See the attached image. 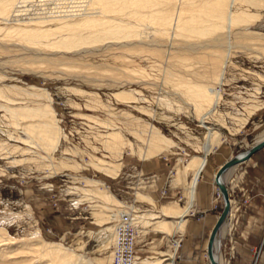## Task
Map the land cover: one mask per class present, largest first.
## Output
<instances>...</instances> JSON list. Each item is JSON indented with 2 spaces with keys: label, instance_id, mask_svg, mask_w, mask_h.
<instances>
[{
  "label": "rangeland",
  "instance_id": "rangeland-1",
  "mask_svg": "<svg viewBox=\"0 0 264 264\" xmlns=\"http://www.w3.org/2000/svg\"><path fill=\"white\" fill-rule=\"evenodd\" d=\"M255 22L257 24L254 27L263 32L261 34L264 36V15ZM119 44L120 42H116L117 46ZM34 45L0 34V73L5 75L0 83H33L46 88L68 140L60 142L53 152L54 156L49 158L48 165L42 156L46 154L45 151L26 145L0 130V143L7 141L9 144L20 145L9 154H0V226H4L15 238H28L38 233L46 240L60 241L77 252L87 254L91 264H113L111 250L116 237L110 227L113 229L119 218L98 221L93 216L94 211L104 209L109 203L108 205L118 207L119 210H130L131 207L135 216L144 211L157 212L164 218L173 219L175 224L167 231L154 221L156 218L147 219V222L140 218L133 221L137 229L135 260H153L168 253L172 254V264H179L182 258L180 248L183 246L186 230V219L183 215L189 212L184 209L181 216L163 215L162 206L167 202H174L179 206L190 202L193 190L198 184L200 170L192 182V169L183 172L180 168L193 154L204 155L205 166L215 156L230 158L247 150L264 134V78L250 71L253 69L264 73V50H239L230 47L204 52H182L187 55L185 60H181L185 64L203 66L208 72H218L223 66V69L237 75L232 80L218 83L223 93L221 109L230 110L233 106L243 110V104L257 105L244 125L234 131L227 125L223 126L214 121L207 114L201 116L194 103L202 104V100L195 97L192 100L190 94L175 89L172 82L178 80L156 79L155 83L164 88L162 94L166 95L163 99L152 97L156 93L150 87L152 83L149 80H130L127 76V69L133 66L119 56H130L125 49H103L82 44L78 48L58 52L52 48H43L39 44ZM254 53L258 55L256 58L251 56ZM138 55L131 57L139 59ZM147 55L163 59L155 53ZM53 58L58 60L52 61ZM142 58L139 60L144 63L145 59ZM172 59L175 61L171 60L173 62L169 63V67L183 70L178 59ZM195 78L205 82L209 80L207 75ZM66 86H77L95 92L99 99L109 103L114 110L126 109L146 119L168 138L167 142L150 144L139 140L130 130L133 127L126 124L125 115L108 114L107 106L95 103V106L88 107L85 105L88 102L86 96L64 89ZM123 87L141 89L146 98L143 100L137 97L134 101L153 107L155 117L136 108L133 103L117 100L112 95L115 89ZM164 98H168V103ZM3 101L0 98V103ZM3 113L0 107V116ZM86 114L94 115L100 120L116 118L121 133L132 144L131 153L130 150L123 152L121 168L114 176L97 169L90 162L89 154L105 159L111 157L108 156L109 150L94 139L95 134L106 128L86 117ZM227 119L230 123V118ZM21 121L23 123L25 119ZM213 128L221 131V142L206 152L201 149L203 138L206 131ZM157 143L166 146V149L156 147ZM91 145H97L98 148L94 149ZM139 145L148 147L153 152L144 156ZM259 150H262V154L258 160H254V166L249 170L246 165L252 164L253 160L238 163L224 173V177L227 174L226 183L230 187V196L238 208L231 211L217 236V253L222 264H264V202L260 201L263 211L256 223L249 219V214H254L255 211L247 205L250 199L248 190L258 188V181L264 188V149ZM64 155L78 162L79 166L75 168L62 164L61 157ZM93 180H98V187L102 192L106 191L115 197L116 204H110L91 190ZM237 193L240 198L235 196ZM216 195L220 201V213L223 203L217 190ZM183 219L184 231L180 229ZM254 224L257 225V230H252ZM243 247L247 248L244 250ZM205 255L206 252H203L202 257L208 263ZM166 261L168 260H161L158 264Z\"/></svg>",
  "mask_w": 264,
  "mask_h": 264
},
{
  "label": "bare ground",
  "instance_id": "bare-ground-1",
  "mask_svg": "<svg viewBox=\"0 0 264 264\" xmlns=\"http://www.w3.org/2000/svg\"><path fill=\"white\" fill-rule=\"evenodd\" d=\"M263 15L264 0H0V34L4 37L13 38V40L16 38L33 43V45L39 44L43 48H52L58 52L75 49L82 44L85 46L95 45L103 49H125L130 56L122 54L119 56L124 57L133 66L127 69V76L130 80H149L152 83L150 87L156 93L152 97L163 99L162 97L166 95L162 94L164 88L159 83H155L156 79L178 80V82H172L175 89L190 94L192 100L194 97L202 100V104L199 103L200 106L194 103L201 116L207 114L221 125H227L231 130L237 131L257 107L254 103L243 104V110H238L233 106L230 110L228 108L227 110L224 109L225 111L221 109L220 103L223 93H221L218 83L232 80L237 75L223 69V66L218 72H208L203 66H192L190 63L185 64L181 60L186 59L187 55L184 53L187 51L204 52L221 48L230 49V47L239 50H264V36L261 34L263 32L254 27L257 24L255 20L261 19ZM116 42H120L119 46L116 45ZM143 51H147V53H143ZM148 53L161 55L163 59L147 55ZM132 55L143 57L145 62L141 63L140 57L133 59ZM251 56L256 58L258 55L254 53ZM172 58L178 59L177 61L181 63L180 67L183 70L169 67V63L175 61ZM56 60L58 58L52 59V61ZM250 71L264 78V73L253 69ZM200 75L209 76V80L205 82L195 78ZM4 77L5 75L0 73V80ZM124 83L126 84V81ZM64 89L86 96L89 103L87 102L85 105L88 107H92L95 103L107 106L108 114L125 115L127 117L126 124L133 127L130 130L139 140L150 144H156L158 141L167 142L168 138L160 133L153 123L132 114L126 109L114 110V107L111 108L109 103L99 99L95 92L77 86H66ZM112 95L117 100L133 103L136 108H140L155 117L153 107L135 103L134 100L137 97L143 100L146 98V94L144 95L141 89L134 87L117 88L112 92ZM0 98L4 100L0 103V107L4 111L0 116V130L26 145L45 151L46 154L42 155L43 159H46L45 163L50 165L49 158L54 156V150L61 141L68 140L51 105L50 93L46 88L33 83L8 84L1 82ZM164 100L168 103V98H164ZM85 116L101 123L106 128L103 132L95 134L94 139L109 150L108 156L111 157V159H105L95 154H89L90 162L104 173L116 175L122 165L123 152L125 150L132 152L131 142L126 140L121 133L120 126L117 125L118 121H115L116 118L114 120L113 118L100 120L91 114ZM227 117L230 118V123ZM24 119L25 122L22 123L21 120ZM221 135L222 133L218 128L206 131L201 149L206 152L214 149L221 142ZM263 139L264 134L256 141L260 142ZM168 144L169 142L167 146ZM19 146L16 143L9 144L7 141L0 143V154H9ZM91 146L94 149L98 148L97 145ZM156 147L166 149V146L159 143ZM140 148L141 154L144 156L153 152L148 147L140 146ZM247 150L235 155L241 156ZM205 159L202 154H193L182 163L180 169L183 172L192 169L194 174L192 182H194ZM61 162L75 168L79 166L78 162L66 155L61 157ZM238 163L228 166L222 172L220 181L225 186L224 173ZM83 179L87 180L85 177ZM93 182L91 190L96 194L110 204L117 201L112 194L106 191L102 192L99 189L98 180H93ZM214 183L224 204L223 195L215 181V174ZM229 203L228 213L216 233L214 242L213 255L219 264L222 263L217 253L219 244L217 235L222 226L225 225L228 215H231L230 197ZM108 204L104 206V209L94 211L93 216L98 221H111L119 218L118 224L113 229L110 227L116 237L111 250L113 264H158L161 260H168L163 264H172L170 259L172 254L168 253H163L161 256L164 255V257L160 256L153 260L148 258L135 260L137 229L133 225V221L135 222L137 218H140L147 222L156 218L154 221L169 231L175 224L173 219L164 218L159 213L151 211H144L135 216L134 209L132 210L131 207L130 210L124 208V210H119L118 207ZM184 208L174 202H167L162 206V214L181 216ZM184 222L183 219L180 223L181 230H183ZM126 226L129 227L132 238L126 246V249L131 252L130 256L127 253L124 254L125 250L122 249L126 239L124 233ZM206 258L211 264L207 249ZM0 264H91V261L87 254L77 252L60 241L46 240L38 233L28 238H15L9 234L4 226H0Z\"/></svg>",
  "mask_w": 264,
  "mask_h": 264
},
{
  "label": "crops",
  "instance_id": "crops-1",
  "mask_svg": "<svg viewBox=\"0 0 264 264\" xmlns=\"http://www.w3.org/2000/svg\"><path fill=\"white\" fill-rule=\"evenodd\" d=\"M262 148L264 149V146ZM261 152L262 150L256 151L250 156L251 158L249 157L248 159L245 160V161L253 160L252 164L246 165L247 170H249L254 166L253 165L255 163L254 160L259 159V157L262 154ZM227 159H229V157L222 158V156L220 155L215 156L212 159H209V161H207V164L205 166H202L203 168L200 169V175H199L200 177L198 180V184L196 188L193 190L192 198L190 199V202L183 206L180 205L183 208L185 207L184 209L185 210L187 209L189 213L186 214L184 213L183 215L186 219L185 227H184V230L185 229L186 230L184 232L183 246L180 248L182 258H180L179 264H209V263H205L202 257V253L206 252L205 247L210 230L219 215L218 212H219L220 201L216 195V190L218 196L222 200L220 194L218 193L217 186L214 183L213 175L215 174L220 164H222ZM226 175L224 177L225 183H226ZM254 177L257 178L256 176ZM258 182H259L258 184L260 185L258 188L253 187L251 191L248 190V196H250V199L248 200L247 205L250 206V208H253L255 211L254 214H249L248 217L249 219H253L255 223L257 222V220L260 219L259 214L261 211H263L262 210L263 207L261 206L262 204L260 201L264 202V188L261 187L260 181ZM226 186L229 191V197L231 202L230 211H235L236 207L238 208V206H235V201L230 196V187L228 186L227 183ZM235 196L239 198L241 197L240 194L238 193ZM228 218L229 217H227L226 221L228 220ZM255 228L257 230L256 224L252 226V230H255ZM247 234L249 235L250 233ZM245 248L247 247H243L244 250ZM248 250H250L249 247Z\"/></svg>",
  "mask_w": 264,
  "mask_h": 264
},
{
  "label": "water",
  "instance_id": "water-1",
  "mask_svg": "<svg viewBox=\"0 0 264 264\" xmlns=\"http://www.w3.org/2000/svg\"><path fill=\"white\" fill-rule=\"evenodd\" d=\"M263 145H264V139L258 143H255L254 145H252V147H250L243 155H241V156L234 155V156L230 157L215 172V181L218 185V188L220 189L221 194L223 195L224 204H223L222 210H221L220 214L218 215L213 227L211 228V231H210V234H209L208 240H207L206 249H207V255H208V258L210 259L211 264H219L213 255L214 242H215V238H216V233H217L219 227L221 226V224L223 223V221L226 217V214L228 213L229 207H230L228 191H227L225 184L220 181V176H221L222 172L228 166L235 164V163H238L245 158H248L253 152H255L257 149H259Z\"/></svg>",
  "mask_w": 264,
  "mask_h": 264
},
{
  "label": "built area",
  "instance_id": "built-area-1",
  "mask_svg": "<svg viewBox=\"0 0 264 264\" xmlns=\"http://www.w3.org/2000/svg\"><path fill=\"white\" fill-rule=\"evenodd\" d=\"M124 233L126 234V239L124 240V243H123V250H125L124 251V254H128V256H130V254H131V252L129 251V250H127L126 249V246H127V244L129 243V242H131L130 240L132 239L131 237H130V229H129V227H125L124 228ZM129 247H131V246H129ZM125 264V263H124Z\"/></svg>",
  "mask_w": 264,
  "mask_h": 264
}]
</instances>
